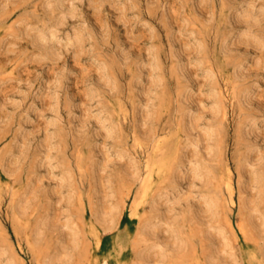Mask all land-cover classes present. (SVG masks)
Segmentation results:
<instances>
[{
  "label": "rangeland",
  "instance_id": "rangeland-1",
  "mask_svg": "<svg viewBox=\"0 0 264 264\" xmlns=\"http://www.w3.org/2000/svg\"><path fill=\"white\" fill-rule=\"evenodd\" d=\"M249 247L264 260V0H0V264Z\"/></svg>",
  "mask_w": 264,
  "mask_h": 264
},
{
  "label": "bare ground",
  "instance_id": "bare-ground-1",
  "mask_svg": "<svg viewBox=\"0 0 264 264\" xmlns=\"http://www.w3.org/2000/svg\"><path fill=\"white\" fill-rule=\"evenodd\" d=\"M180 125V124H179ZM181 126V125H180ZM179 126V127H180ZM181 129V128H180ZM181 131V130H180ZM180 133L177 134V137L180 138ZM179 141V139H178ZM178 141H176V144L174 145V151H177L179 150V143ZM136 143H138V140L136 138ZM139 144V143H138ZM162 151V150H161ZM172 158V157H171ZM158 159H159V156H158ZM156 158H152L151 162H149L147 165H146V170H147V173H148V176H147V190H152L153 188V185H154V181H155V178H153V174L154 172H156L157 176H160L163 172L166 171V164H164V161L162 160H158ZM226 167V170H227V179L225 181V190H226V195H227V199H228V202L231 204V205H234L235 202L233 200V184H232V179H231V176L229 175L230 173V167L228 165L225 166ZM223 196V195H222ZM221 196V197H222ZM151 198V197H149ZM225 202V201H224ZM211 204V202H210ZM137 208H138V203L136 201H134L132 203V206H131V215H136L137 214ZM12 213L14 215V218L15 220L17 221L18 219V211L16 210L17 207H16V201L13 203L12 207ZM24 206L21 208V212L24 210ZM152 210L156 209L155 208V204H152V207H151ZM152 218H155V216H153ZM229 221V219H226V221ZM111 221V220H110ZM117 224H119V218L117 217L116 220ZM148 220H146V222L144 221L143 224L141 225L138 233H137V242L139 241H144V237L146 236L147 232H150V224H148ZM147 223V224H146ZM73 224V223H72ZM99 224V223H98ZM102 226V225H101ZM222 228V227H221ZM242 231H243V227L241 226L240 228ZM150 230V231H149ZM90 231L94 234V237H95V240H96V246L98 248H100V235L98 234V226L96 225L95 221L91 220L90 221ZM42 232V229H38V232L36 231V233H41ZM31 236L30 237H27V242L30 243L33 239L32 235H33V231L31 232V234H29ZM77 236V235H76ZM79 241V240H78ZM130 243V242H129ZM163 243V242H162ZM182 244V241L180 242V244H178L179 246ZM177 245V242H173L172 243V246H178ZM164 247L168 246V243L165 242L163 244ZM229 247V246H228ZM176 248V247H175ZM178 248V247H177ZM170 251V250H169ZM245 259L247 260V264H264V260L260 258V255L259 254H256V251L254 249H252L251 247H249L245 254ZM105 258L103 259V261L101 262L100 261V264H105ZM211 261V260H210ZM45 260H42V262H40L39 264H42L44 263ZM18 264H24L23 262H20L18 261Z\"/></svg>",
  "mask_w": 264,
  "mask_h": 264
}]
</instances>
